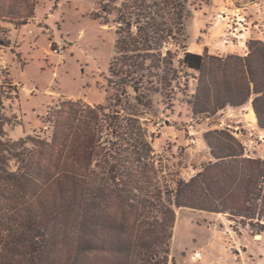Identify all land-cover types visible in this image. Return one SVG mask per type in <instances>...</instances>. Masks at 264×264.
Segmentation results:
<instances>
[{
	"label": "trees",
	"instance_id": "16d2710c",
	"mask_svg": "<svg viewBox=\"0 0 264 264\" xmlns=\"http://www.w3.org/2000/svg\"><path fill=\"white\" fill-rule=\"evenodd\" d=\"M119 1L106 78L118 89L116 103L65 102L56 120L49 117V139L0 136V264H174L169 256L179 209L223 214L264 237V160L244 157L229 131L203 135L213 162L187 181L174 175L165 182L146 125L122 105L130 106V90L133 110L151 108L154 90L146 85L162 80L161 66L170 65L171 52L163 55L161 48L185 32L187 6ZM35 2L0 0V21L28 22ZM138 43L145 52L141 66L115 72L116 52L138 51ZM247 49L245 57L182 53L180 63L198 73L193 115L239 107L252 97L264 130V43L250 40ZM145 61L149 72L140 75Z\"/></svg>",
	"mask_w": 264,
	"mask_h": 264
},
{
	"label": "rangeland",
	"instance_id": "374dc122",
	"mask_svg": "<svg viewBox=\"0 0 264 264\" xmlns=\"http://www.w3.org/2000/svg\"><path fill=\"white\" fill-rule=\"evenodd\" d=\"M118 2L120 1L36 0L33 16L28 22L0 21V47L10 44L8 38L13 27L18 29L27 24V29L21 31L20 36L17 33L13 35L14 39L16 37L18 52L22 55L21 61L17 62L19 65L16 75L20 83L19 90L24 92L19 98V103L17 95L14 94L16 86L10 87V84H7L10 81L9 75L0 72V136L3 140L16 142L26 136L50 135L52 124L49 123V117L51 121L56 120L55 112L61 110L62 104L75 102L64 99V96L85 98L104 107L116 103L118 89L113 84L108 86L105 78L108 76L109 63L114 55V8H118ZM181 2L187 6L183 10V15L187 14L185 24L188 18L201 9L204 10V16H213L216 22L218 14L224 12L244 18L250 35L247 42L258 40L264 43V0ZM106 4L109 8L103 12L102 6ZM244 6L246 10H242ZM204 30L207 32L206 28ZM223 37H218L214 44H221ZM122 38L127 40L128 34L124 33ZM57 45L63 46L61 57L51 52ZM245 46L247 47V43ZM141 47L138 43V51H117L115 72L125 75L141 66L145 54ZM170 47L173 48L171 58L168 59L170 65H162L160 68L159 77H162V80L151 79L154 84L144 83L154 90L148 96L151 108L137 107L133 110L134 94L130 90L126 95L130 106L124 105V101L122 105L126 114L139 118L140 122L146 125L148 136H151V146L159 156L158 161L165 182L174 175L188 180L209 162H213L203 138L206 132L212 130L229 131L240 142L244 157L264 160V130L258 127L256 120L251 122L248 117L249 109L252 108V97L239 107L227 106L214 114L193 115L190 103L196 92L198 73L180 63L182 53L192 51L186 29L181 34L174 33L168 44V48ZM211 50L212 52L207 54L218 58L245 57L238 55L237 51L218 53L214 48ZM12 52L13 57L18 59V53ZM148 65L147 61L143 62L142 68L147 71H141L140 75L149 72ZM26 111L33 117L40 115V124L38 128L29 129V132L24 134L25 122L22 123V113ZM152 114L156 115L152 117ZM177 214L182 215L179 221ZM201 216L190 209L177 211L173 229L176 257L172 256L177 264H189L181 257L189 255V238L195 233L200 238L208 239L212 234L219 238L221 254L211 252L207 260L211 264H264L263 236L251 235L247 226H242L243 223L239 220H229L227 217L231 221L229 226L225 218H222V221L211 215ZM186 217L191 219V224H198L200 228L193 229ZM224 257L229 260H224ZM194 261L197 262L198 259Z\"/></svg>",
	"mask_w": 264,
	"mask_h": 264
},
{
	"label": "crops",
	"instance_id": "0c3cea01",
	"mask_svg": "<svg viewBox=\"0 0 264 264\" xmlns=\"http://www.w3.org/2000/svg\"><path fill=\"white\" fill-rule=\"evenodd\" d=\"M242 10H246V7L244 6V8H242ZM203 11H204L203 9H201L200 11L198 10V12H195L192 15V17L188 18L186 21L185 29H186L187 39H188V43L190 44V47L192 48V51L188 50L187 52L195 54V55H202L204 53H211L212 52L211 49L214 48L218 51V53H221V52L236 53L234 51H237L239 53V51L242 49L241 47L245 46L247 43V40L249 39L250 35L248 34V28L244 31H240L239 38H238V40H236V42H237L236 44H238L237 46L235 43L232 47L227 46L226 48L221 47L220 44L216 46L214 44L215 40L218 39V37H221L225 32V28H226L225 22L219 21V20H217V22H216L215 21L216 18H214L213 16H210V17L207 15L204 16ZM6 25L11 26L9 24H6ZM26 25L27 24L21 26L18 29H15L13 27L11 32H10V38H8V41L10 42V44L8 45L9 47L8 46L7 47H4V46L0 47V62L3 61L6 63L7 69H8L6 74L9 75L8 77L10 79L9 83H7V84H10L9 85L10 87L16 86V88H15L16 92L14 94L17 95V102L18 103H19V98H21V96L24 95L23 94L24 92L22 93L19 90L20 83L18 81V78H16V75L18 72V65H19L17 62L21 61L22 55H21V53L19 54V52H18L19 56H18V59H16L17 57L16 58L13 57L14 55L12 54L11 48L13 46H16L18 49L16 37L14 39L13 35H15V33H17L20 36V32L23 31L24 29H27ZM204 28H206L207 32H205ZM25 40H26V38H25ZM105 80H106V78H105ZM27 94L31 95L33 93L27 92ZM59 96H61V95H59ZM63 98L66 100H72V101H77V100L82 101L83 103H85L89 106H97L96 104L92 103L88 99L81 98V97H72V96L66 97V96H64ZM20 111H21V107H20ZM27 112L28 111H26L24 113L21 112L23 115V119L25 120V121L24 120L22 121V123L25 122L24 134H27L29 132V129L38 128L39 124H40L39 118H38L40 115L33 117V116L29 115V113H27ZM184 181H187V180H184ZM180 210H183V209H180ZM193 212L196 213V215H198L200 217H202L201 215H211V216H215L221 220H222V218H225L226 222L229 223V226L231 224V221H229L227 216L223 215V214H213V213H207V212H202V211H193ZM181 216L182 215L177 214V221H179L180 218H182ZM186 218H188V217H186ZM188 219H189L190 226L193 227V229H194V227L197 229L200 228L198 226V224H197V226L195 223L191 224V222H192L191 219L190 218H188ZM174 241H175V234H174V238H172V244L170 247V261H172L174 264H177L176 259L174 260L172 258V256H174V258L176 257V255L174 254V251L176 250L174 248V243H173ZM189 242H191V251H189V255L187 254V255L181 257L185 262H187L189 264H211L210 262L207 261L210 258L209 254L211 252H214L215 254L218 253V255L221 254L220 253L221 251L219 248V246H220L219 238L216 237L215 234H212L208 239H206L205 237L200 238L195 233L189 238ZM216 245L218 247H216ZM184 249H186V248H184ZM193 251H195V252L200 251L199 252L200 257H199L197 262L194 260H190V258H189L192 255ZM202 251L204 254L202 253ZM224 260L228 261L229 259L227 257H224Z\"/></svg>",
	"mask_w": 264,
	"mask_h": 264
},
{
	"label": "built area",
	"instance_id": "2783aa9c",
	"mask_svg": "<svg viewBox=\"0 0 264 264\" xmlns=\"http://www.w3.org/2000/svg\"><path fill=\"white\" fill-rule=\"evenodd\" d=\"M217 19L219 21H224L225 25H226L225 32L223 34L224 37H223L221 44H220L221 47H223V48H226V46L232 47L234 45L233 42H236V40H238L240 31H244L247 29L244 18L243 17L238 18L237 16L227 15L226 13L221 12L220 14H218ZM168 44H169V42H165L162 45L161 52L163 55H165L167 52H172L173 48H171V47L168 48ZM11 51H14V52L16 51L18 53V49L16 48V46H13L11 48ZM51 52L61 57V55L63 53V46L57 45L54 49H52ZM183 53H188V52L186 51ZM238 55L246 56L247 55V47L243 46L242 49L239 51ZM7 70L8 69H7L6 63L3 61L0 62V72L6 74ZM50 135H51V131H50ZM50 135H48V136L47 135H45V136L39 135V136L42 137L43 139H49ZM149 140H151L150 135L148 136V141ZM199 257H200L199 252H195L191 255L190 260H195V259L197 260V259H199Z\"/></svg>",
	"mask_w": 264,
	"mask_h": 264
},
{
	"label": "bare ground",
	"instance_id": "6f19581e",
	"mask_svg": "<svg viewBox=\"0 0 264 264\" xmlns=\"http://www.w3.org/2000/svg\"><path fill=\"white\" fill-rule=\"evenodd\" d=\"M248 113H249V114H248V117H249L250 121H251V122H255L256 118H255V115H254V113H253L252 108L249 109V112H248Z\"/></svg>",
	"mask_w": 264,
	"mask_h": 264
}]
</instances>
